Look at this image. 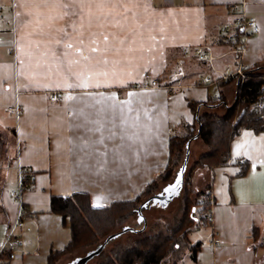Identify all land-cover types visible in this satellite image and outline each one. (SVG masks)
Masks as SVG:
<instances>
[{"label":"crops","instance_id":"crops-1","mask_svg":"<svg viewBox=\"0 0 264 264\" xmlns=\"http://www.w3.org/2000/svg\"><path fill=\"white\" fill-rule=\"evenodd\" d=\"M240 17L258 32L235 27ZM232 38L246 48L238 57ZM239 67L264 71V0H0V247L19 170L29 228L15 231L24 254L0 264H47L68 245L69 220L48 211L52 196L87 194L101 208L141 195L167 167L169 139L194 123L187 101L234 102L236 84L225 81ZM14 103L17 117L7 112ZM229 149L225 166L192 177L195 192L211 193L214 223L203 224L208 237L188 264H264L250 233L264 237V133L242 129Z\"/></svg>","mask_w":264,"mask_h":264},{"label":"trees","instance_id":"trees-1","mask_svg":"<svg viewBox=\"0 0 264 264\" xmlns=\"http://www.w3.org/2000/svg\"><path fill=\"white\" fill-rule=\"evenodd\" d=\"M243 77V80L237 81L236 79L235 81V78L230 77L225 81L226 83H238L236 99L230 104L225 103L223 98L215 101L210 99L197 102L187 101V106L194 117V123L186 126L187 131L183 136L173 135L169 139L167 167L134 200L94 208L87 194L73 193L69 197L52 196L48 211L60 215L63 220H69L71 241L62 251L51 254L47 264H53L60 258L72 254L77 248H88V246L96 248L99 246V243L96 244L99 240H105L106 237L116 233L118 235L105 244L104 248L111 244L113 246L108 254L101 253L102 258L99 264H164L169 257L179 251L181 242L186 245L187 233L195 227L198 221L193 217L194 209L197 208V200L203 198L208 191L206 189L194 192L190 187L191 176L199 169L211 170L214 167L225 166L230 160V143L239 136L242 129L251 130L253 133H264V91L261 89L264 87V71L259 67L246 68ZM214 107H221L224 114L219 115L214 112L212 110ZM196 136L197 138L194 139ZM198 139L207 151L199 155L188 172L186 167L182 170V163L186 156V143ZM5 146V142L0 137V159L4 157ZM178 163L181 165L175 169ZM244 171L245 163H242L239 174L242 175ZM159 181L167 185L158 193H162L166 187L180 185L181 218L172 227L166 226L159 232L139 236L138 232L144 229V225H141L139 230L128 233L129 236L134 235V237L130 236L124 243H118L122 233L121 230L115 231L116 228L132 216H136L140 206L143 205L140 210L141 214L148 209L151 202L143 204L147 200L143 198L157 195L155 192ZM203 223L206 224L205 221ZM250 233L253 245L264 247V237L260 231L253 228ZM197 247V244L188 247L192 252V260L195 258Z\"/></svg>","mask_w":264,"mask_h":264},{"label":"rangeland","instance_id":"rangeland-1","mask_svg":"<svg viewBox=\"0 0 264 264\" xmlns=\"http://www.w3.org/2000/svg\"><path fill=\"white\" fill-rule=\"evenodd\" d=\"M243 73L244 71H242L241 73H239V75H235L233 76V79L235 78V81L237 79V81L239 79L243 80ZM146 76H148L147 74H145L142 78L143 81L146 82ZM174 81V80H172ZM143 83V82H142ZM240 83V81H239ZM141 84V83H140ZM140 84H137V86H140ZM238 87V83H236V88ZM212 110H214V112H217V114L222 115L224 114V110L221 107H214ZM189 157H188V161H187V165H186V169L187 172L191 169V167L193 166V162L199 157L200 154L204 153L207 151V149L203 146V143L201 142L200 139L198 140H193L191 141V143H189ZM180 163L177 164L176 168L180 167ZM202 170V169H199ZM193 175L191 176V180H190V187L191 189L195 192V190L192 188V181H193ZM171 183V180L169 181ZM169 183V184H170ZM167 184L163 183L161 181L158 182V186L156 189V194L158 192L161 191V189L163 187H165ZM164 194H166L165 192H162ZM183 195V194H182ZM182 196H177L174 197L172 199L171 202L168 203V205L164 208L160 207V205H156V206H148V209H146L142 215L143 218L145 219V226L143 227V231L140 232L139 236H143L144 234H153L156 232H159L160 230H162L163 228H165L166 226L172 227L173 225H175L178 220L181 218L182 215ZM148 199V197H144L143 200ZM135 218L136 216H132L127 222H125L124 224L119 225L115 231L119 232L121 230L122 226L125 225H134L135 224ZM138 226L143 225L142 221H138L137 222ZM203 221H197L196 225L193 229L189 230L187 235H188V241L185 244H183L182 242L180 243V248L179 251L174 254L172 257H169L166 262L164 264H174V262H177L180 260H183L181 263L183 264H188L190 263V257L192 252L189 251L188 247L192 246L193 244L197 243V241H200L201 238H204L209 234L208 233V227L203 226ZM133 236L134 235H130ZM127 233L123 234L119 239H118V243H124L129 237H130ZM104 240H99L96 244L99 243V245H101L103 243ZM113 244L106 246V248L102 249L104 252V254H108L109 251L111 250ZM95 247L93 246H88V248H77L74 250V252H72V254L64 256L62 258H60L58 261H55L53 264H65L67 262H70L68 264H76V259L77 258H83L86 257V255L88 254L89 251L94 250ZM99 254L97 256H94L93 258H91L90 260H88V262L86 264H99L100 260L102 257H100L102 254ZM75 258V259H74ZM177 260V261H176ZM176 263V264H177ZM180 263V264H181Z\"/></svg>","mask_w":264,"mask_h":264},{"label":"built area","instance_id":"built-area-1","mask_svg":"<svg viewBox=\"0 0 264 264\" xmlns=\"http://www.w3.org/2000/svg\"><path fill=\"white\" fill-rule=\"evenodd\" d=\"M235 7L232 6L231 9H234ZM235 27H238V29L242 30H249L250 34H256L258 32V25L256 20L253 17H240L237 19V21L234 24ZM227 25H223V28H227ZM240 27V28H239ZM230 42L234 46V53L236 57L239 55L243 54L245 52V45L244 42L241 40L236 41V39L232 38L230 39ZM192 53L199 61H206L210 60V55L203 50L201 47L196 46L195 48L192 49ZM186 54V52H185ZM246 68L245 67H239L237 71H235L233 74L229 75L231 77L235 75H239L242 71H244ZM182 73L181 72H176L173 74H169L167 79L168 81L176 80V77H181ZM228 74L226 73L225 75L222 76L223 79L227 77ZM200 82L202 84H209L212 81V78H202L200 77ZM146 81L148 82L150 87H156L158 86V81L149 79L148 76H146ZM261 89L264 91V87H261ZM15 94H18L17 91H15ZM51 103H55L59 101V97H57V94H51L49 98ZM7 112L10 114H13L14 116H18L19 108L18 104L14 103L12 106L7 108ZM19 170V169H18ZM24 173L19 170V180H18V188L13 194V198L17 199L18 205H17V214L16 218L12 222L9 230L5 234L3 238L2 245L0 247V259L5 255L8 259H15L17 257V254L23 255V241L21 236L15 235L16 229L22 231L26 230L28 231L29 228L25 226V222L27 221L28 215L23 212V206H22V198H21V190L23 188L22 181L24 177ZM212 204H213V198L211 196V193L207 191V194L203 197L197 200V208L194 209V215L193 217L196 220H203L205 221L206 224L212 225L214 223L213 220V215H212Z\"/></svg>","mask_w":264,"mask_h":264},{"label":"water","instance_id":"water-1","mask_svg":"<svg viewBox=\"0 0 264 264\" xmlns=\"http://www.w3.org/2000/svg\"><path fill=\"white\" fill-rule=\"evenodd\" d=\"M198 131H199V128H198ZM198 131H197V133H198ZM196 138H197V136L194 137V139H196ZM189 143H190V141H188L186 143V145H185V147H186V156H185V159H184V161L182 163L183 164L182 170H184L186 165H187L186 163L188 161V156H189V150H188ZM179 189H180V185L179 184L178 185L176 184V186H174V187H168V188L166 187L164 190H162V192L166 193V194H164V196H163V193H157V195L149 197L143 204H146V202H151L150 205H155L156 203H158L161 206H165L167 203L171 202L174 197H177V196L180 195L179 194ZM142 206L139 207L140 209L138 210L137 215L139 217L138 221H142L144 226H145V223H144L145 219L142 217V214L140 213L141 212L140 210H141ZM130 230H133V228H131V227L130 228H128V227L127 228H123V229H121L120 232L124 233V232H128ZM117 235H118V233L106 237V239L103 241V243L101 245L97 246L94 250L89 251L88 254L86 255V257L77 258L76 259V264H86L88 262V260H90L94 256L99 255L101 253L102 249L104 248L105 244L107 242H109L110 240L114 239Z\"/></svg>","mask_w":264,"mask_h":264}]
</instances>
